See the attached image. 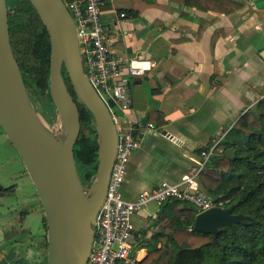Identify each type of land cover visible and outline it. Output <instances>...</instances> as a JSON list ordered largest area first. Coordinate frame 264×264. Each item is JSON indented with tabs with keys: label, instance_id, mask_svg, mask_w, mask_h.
<instances>
[{
	"label": "crops",
	"instance_id": "crops-1",
	"mask_svg": "<svg viewBox=\"0 0 264 264\" xmlns=\"http://www.w3.org/2000/svg\"><path fill=\"white\" fill-rule=\"evenodd\" d=\"M228 1L234 4L104 0L102 19L112 29L113 56L142 55L146 69L134 79L125 72L130 109L122 126H155L143 133L130 161L125 198L135 200L162 182L180 183L200 162V150L223 138L264 98V0ZM17 156L0 127V204L12 205L6 215L0 205V264H44L47 229L35 187L25 182L26 190L18 192L4 176ZM177 202L151 203L134 216L131 243L138 264L153 249L161 252L158 263H167L172 247L165 231Z\"/></svg>",
	"mask_w": 264,
	"mask_h": 264
},
{
	"label": "water",
	"instance_id": "water-1",
	"mask_svg": "<svg viewBox=\"0 0 264 264\" xmlns=\"http://www.w3.org/2000/svg\"><path fill=\"white\" fill-rule=\"evenodd\" d=\"M27 1L50 38V96L58 113V127L52 126L31 100L12 47L7 0H0V127L20 156L41 202L47 225V264H87L119 133L109 108L85 74L77 26L65 1ZM261 56L264 59V51ZM64 70L79 101L95 120L99 163L89 186L83 184L75 161L81 115ZM239 221L230 210L214 207L198 215L195 228L200 233L216 234Z\"/></svg>",
	"mask_w": 264,
	"mask_h": 264
},
{
	"label": "trees",
	"instance_id": "trees-1",
	"mask_svg": "<svg viewBox=\"0 0 264 264\" xmlns=\"http://www.w3.org/2000/svg\"><path fill=\"white\" fill-rule=\"evenodd\" d=\"M64 1L68 4L77 0ZM199 1L234 4L228 0ZM7 4L12 47L27 90L37 111L53 125L58 113L50 96L48 32L27 0H7ZM183 5L192 6L186 1ZM236 6L237 10L243 4ZM64 76L80 109L82 130L75 146V161L83 184L89 186L99 163L95 120L79 101L66 70ZM45 100L50 103L51 115L44 106ZM220 146L222 152L211 159L200 182L203 190L213 200L216 198V208L230 210L240 221L218 229L216 234L200 233L195 221L201 212L178 200L182 208H175L177 214L166 225L165 236L172 247L166 264H264V98L241 115ZM204 150H200V155ZM209 171L216 176L209 175ZM42 248L41 258L47 264L46 241ZM160 254V250L153 249L139 264H159Z\"/></svg>",
	"mask_w": 264,
	"mask_h": 264
},
{
	"label": "built area",
	"instance_id": "built-area-1",
	"mask_svg": "<svg viewBox=\"0 0 264 264\" xmlns=\"http://www.w3.org/2000/svg\"><path fill=\"white\" fill-rule=\"evenodd\" d=\"M104 0H78L66 3L75 20L80 54L92 87L109 108L119 133V144L113 165L105 201L97 215L92 251L87 264H138L131 239L135 232L134 216L151 203L162 205L180 200L201 213L215 207L214 200L202 188L200 175L217 154L222 138L200 157V162L180 183L162 182L156 189L140 193L135 200L125 198L122 187L128 167L137 149L141 147L142 135L155 126L138 128L129 122L123 127L121 117L130 109L128 84L125 72L131 78L146 74L143 56L122 58L111 51L112 29L102 19ZM123 17L125 15H122ZM0 185V200L3 197Z\"/></svg>",
	"mask_w": 264,
	"mask_h": 264
},
{
	"label": "rangeland",
	"instance_id": "rangeland-1",
	"mask_svg": "<svg viewBox=\"0 0 264 264\" xmlns=\"http://www.w3.org/2000/svg\"><path fill=\"white\" fill-rule=\"evenodd\" d=\"M44 106L47 110V112H49V115H51L50 113V103L48 101H44ZM55 125V126H54ZM52 126H54L55 128H57V124H54ZM60 132V130H59ZM222 152V149H221V146L218 148V151L216 152L217 154H220ZM6 177H8L11 181H13V185H14V188H19L20 190L18 192H22L24 190H26V187H24V183L25 182H28V183H32L31 181V178L20 158V156H17V161H13L11 160V163L7 166L6 168V175H4ZM1 185V184H0ZM34 187V185H33ZM3 188V187H2ZM23 189V190H22ZM16 198V197H15ZM13 199V198H12ZM17 199H14L13 200V203L16 202ZM12 202V201H11ZM10 204V202L8 203ZM6 205V203L3 202V204H0L2 205V212L5 213L6 210H8V208H10L12 205ZM6 215V213H5Z\"/></svg>",
	"mask_w": 264,
	"mask_h": 264
}]
</instances>
